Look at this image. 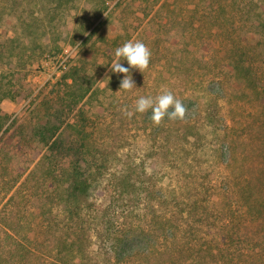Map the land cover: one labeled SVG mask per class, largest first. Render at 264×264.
Wrapping results in <instances>:
<instances>
[{"label":"rangeland","instance_id":"obj_1","mask_svg":"<svg viewBox=\"0 0 264 264\" xmlns=\"http://www.w3.org/2000/svg\"><path fill=\"white\" fill-rule=\"evenodd\" d=\"M241 2L0 0V251L54 264L50 233L70 157L51 153L43 164L38 132L75 144L85 130L88 158L108 159L95 190L99 215L138 226L141 250L118 262L95 240L90 264H264V86L241 84L229 59L238 54L226 49L238 33L257 45L255 55L264 50V19L250 27L242 13L248 26L235 30L228 19ZM129 40L152 55L147 70H130L136 88L125 91L111 64ZM78 62L91 90L70 111L72 89L61 76ZM164 89L188 111L157 126L151 109L135 112V102ZM124 174H132L128 183ZM156 238L174 256L145 255ZM221 246L235 256L218 254ZM210 247L207 260L190 249L207 255ZM7 258L0 254V264Z\"/></svg>","mask_w":264,"mask_h":264},{"label":"trees","instance_id":"obj_2","mask_svg":"<svg viewBox=\"0 0 264 264\" xmlns=\"http://www.w3.org/2000/svg\"><path fill=\"white\" fill-rule=\"evenodd\" d=\"M12 12H16V10H8V13ZM242 13L246 14L250 27L253 26L254 21L257 22V20L264 19V0H242L241 4L232 10V18L228 20H231V24L235 30L248 26V22L246 21L242 24V21H244ZM213 16H215V13ZM241 37V34L238 33L233 35L231 37L232 44L230 43L226 47L230 55L232 53L238 54L229 56L232 69L241 84L250 83L259 92L264 86V71L260 68L264 63V50L260 49L255 55L257 45L250 41V39ZM61 78L64 82L63 84L72 89L68 92L70 94L69 100L65 101L64 104L71 111L74 109V105L91 90L90 80L92 76H89L86 67L81 62H78L65 71ZM82 82H86V84L82 85ZM78 83L80 86L74 88ZM81 134L83 135L81 140L73 144L58 141L51 136L46 137L41 133L39 135L38 132V138H40L38 142L42 143L39 145V148H45L41 157L43 164L50 157L51 153H60L70 157L69 166L65 170L61 169L62 174L66 172L67 184L65 187L57 189L58 203L60 204L59 219L55 223L52 222L54 228L50 233L52 238L50 240V252L53 256V262L54 264H90L92 259H96L98 253L97 248H93L96 244L95 240L102 243L99 246H103L105 253L108 255L107 258H113L118 262H132L138 257L139 252H141L137 248L139 246V238L135 233L138 226L135 227L132 225V222L127 223L125 220L116 221L117 219H113L110 216L105 218L102 214L99 215L100 207L98 208V205H96L95 190L105 180L102 172L105 170L103 168L108 159L104 157L103 160L105 161L96 165L95 157L88 158L91 154L89 141L84 136L85 130H81ZM120 177H123L125 183H128L131 180L132 174H124ZM140 228L145 231L144 227ZM40 229L39 234H43L44 229L42 230V227ZM159 238H156L153 248L144 251V254L154 257L158 251L164 250L170 256H174L173 249L169 243H165V249L157 247L161 245ZM179 246L182 245L179 244ZM190 249L193 251L192 255L194 254L202 258L204 256L205 259L210 256L208 254L214 256L213 254L216 252L210 247L206 250L208 252L207 255H202L201 248ZM11 250L12 247H9L7 250L2 249L0 251V254L6 252V255H9V258L5 260L6 264H30L26 260L21 262L20 259L16 258L15 254H11ZM225 251L226 249H223V246L217 249L218 254H225ZM226 252V255L231 256V258L236 254L229 250ZM179 253L181 254L182 252L180 251ZM240 255L242 254L240 253ZM94 264H97V262ZM155 264L165 263L164 261H157Z\"/></svg>","mask_w":264,"mask_h":264},{"label":"clouds","instance_id":"obj_3","mask_svg":"<svg viewBox=\"0 0 264 264\" xmlns=\"http://www.w3.org/2000/svg\"><path fill=\"white\" fill-rule=\"evenodd\" d=\"M114 55L116 59L111 64V71L123 74L120 89L132 91L136 86L130 70L138 69L140 72H144L148 69L152 55L149 47L140 40H129L122 46L117 47ZM122 60L127 61L128 67L120 63ZM149 109H151L152 113L150 119L157 126L161 124L165 117L169 120H183L188 111L186 105L168 89L162 90L161 94L155 97L141 96L135 102V112L145 113ZM121 111L128 118L134 115V112L127 107H124Z\"/></svg>","mask_w":264,"mask_h":264}]
</instances>
